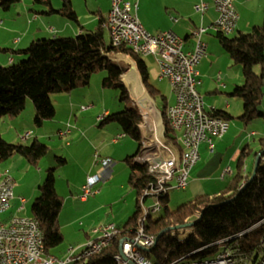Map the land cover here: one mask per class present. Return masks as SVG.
Masks as SVG:
<instances>
[{"label":"trees","instance_id":"1","mask_svg":"<svg viewBox=\"0 0 264 264\" xmlns=\"http://www.w3.org/2000/svg\"><path fill=\"white\" fill-rule=\"evenodd\" d=\"M21 1L0 0V6L8 10ZM62 1L63 7L55 10L51 7L50 0H40L50 6L49 13H58L81 26L78 15L73 10L72 1ZM106 28L108 23L105 25V20L102 19L96 29L86 30L75 37L37 39L27 49L20 51L0 49L25 56L24 60L9 66H0V119L18 116L30 99L36 111L34 122L42 126L56 116L52 95L72 93L75 89L89 86L93 74L98 71L107 72L103 86L118 89L121 92V100L129 103L123 111L108 113L100 118V121L101 125L117 123L122 129L123 136L134 139L138 144L137 152L125 159L130 170L128 183L137 197L136 209L124 225H117L119 234L115 240L102 252L88 258L85 264H117L115 257L120 252L121 241L123 238L133 237L141 216V199L144 198L146 201L151 199L145 197V193L155 181L147 165L134 162L142 147L141 125L144 117L123 82V76L128 72V68L115 64L109 55H128L136 62L148 96L154 101L161 98L164 102L162 122L165 143L176 149L179 154L182 152L177 133L171 129L166 117L169 107L167 97L150 85L148 66L143 56L124 46L114 47L111 37L107 43ZM230 36L221 32L216 33L221 47L230 59L242 67L244 84L237 86L232 95L243 101L244 113L240 119L248 123L264 116L260 111L264 100V22L254 26L248 33L238 32L233 37ZM257 65L261 68L260 73L255 71ZM210 115L226 121L234 118L230 113L216 109L210 111ZM259 143L261 149L254 153L255 160L264 152V137ZM48 150L49 147L38 139L31 145L11 144L0 134V165L15 155H21L36 166ZM249 154L247 148L241 151L232 177L216 193L197 196L175 210H170L168 205L170 192L159 196L162 215L158 218H154V215L147 218L145 224L147 234L157 238L168 229L199 219L200 221L191 226L193 233L188 238L178 237L180 229L167 231L154 248L144 250L143 254L152 264H173L194 252L189 259H211L225 249L241 254L247 263L255 261L260 254V242L264 236V224L258 225L264 220V154L255 178L240 193L254 170L255 161L252 169H246L245 158ZM57 160L59 166L67 163V160L61 157ZM57 169L58 167H53L47 171V177L39 186V194L31 209V216L40 223L45 248L50 255L51 249L59 247L64 242L59 222L64 200L56 189ZM223 240L228 241L219 243Z\"/></svg>","mask_w":264,"mask_h":264},{"label":"rangeland","instance_id":"2","mask_svg":"<svg viewBox=\"0 0 264 264\" xmlns=\"http://www.w3.org/2000/svg\"><path fill=\"white\" fill-rule=\"evenodd\" d=\"M71 1L73 10L76 13L78 11L80 14L79 21L82 20V23L86 22L87 16L96 19V25L85 27L86 30L96 29L101 16L100 12H103L106 18L109 7H112V0ZM50 2L51 6L55 9L63 7L62 0H50ZM87 2L89 6L91 5L92 9L90 10L92 13H89L85 7ZM49 8L50 6L40 2V0H22L8 10L0 6V23L4 22V28L10 24L14 30H23L28 26V16L34 15L35 12L48 11ZM262 12H264V8ZM245 15L248 16L246 13ZM46 18L44 17V19ZM51 18L54 19L56 17L51 16ZM64 19L76 26L78 25L69 19ZM263 22L264 13L260 24H263ZM50 27H47L46 30ZM253 27L245 33L250 32ZM105 30L106 40L109 43L110 33L108 28ZM146 31L148 30L146 29ZM238 31L231 34L230 37H233ZM4 34L5 32L2 30L0 38L3 40ZM51 36L54 35L48 34V38H52ZM17 37L16 35L10 39L13 42L14 38ZM215 41L214 48L216 45V50H218V55L214 54L217 56L216 59H213V53L209 50L207 59H204L197 67L202 74L204 82L199 87V91L205 98L207 108H212L213 105L216 106L218 102L219 104H227L232 101L233 109L228 112L234 118L228 121L230 125L228 134L231 135L228 145L231 147L228 146L227 150H225L224 146L222 149H217L216 153L209 154L211 156L204 154L201 158L202 162L207 161L202 181L209 192H212L214 189L217 190L226 184L229 177H222L225 171V169H222L230 166L231 170L235 171L238 158L244 148H247V151L250 153L245 158L246 167H248V170L252 169L255 161L254 153L261 149L259 140L264 137V116L255 118L248 123L240 119L244 113L243 101L232 94L236 86L244 84L242 67L241 65L234 64L229 55L221 47L219 40ZM2 52L4 51H0V57L6 56ZM9 53L13 52L9 51ZM111 57L110 59L116 64L114 55ZM117 57L122 56L119 55ZM143 58L148 66L150 85L158 89L163 96L167 97L169 105H173L175 99H173L174 95L172 96V89L166 79H160V71L156 58L154 56H143ZM212 59L214 60V65L211 67ZM118 65L128 68V72L123 76L125 84L126 75L132 72V66L127 62H120ZM219 71H223L230 79L222 77V79L218 80ZM255 71L260 73V66H255ZM209 72L210 74H208ZM106 76V71H98L93 74L89 86L75 89L72 93L52 95L56 116L54 119L45 122L42 126H38L34 122L36 111L30 99L27 100L26 107L21 114L12 118L0 119V134L7 142L11 144L31 145L35 139H38L42 144L49 147L48 153L40 159L36 166L30 164L21 155H15L0 165V171L9 170L10 175L15 179L18 186L15 189V199L12 201L11 209L2 215V219H6L12 213L18 212V209L22 206L20 198H25L28 201L25 204V209L20 214L31 216L32 204L39 194V186L47 177V171L53 167H58L56 171V189L64 200V206L59 218L60 232L64 237V242L59 247L51 249L50 253L61 258L68 256L69 249L88 243L89 240H87L86 235L90 234L93 236L92 232L95 229L108 224L124 225L136 209L137 197L135 191L132 190L128 183L130 170L125 159L134 154L138 144L130 137L119 138L120 142L117 145L111 143L113 138L121 134L122 129L115 122L101 125L100 121V118L104 116L106 111L113 114L121 112L129 106V103L128 101L121 100V92L118 89L105 88L103 86V79ZM207 80L209 81L207 82ZM224 84L228 85V88L223 86ZM146 96L151 99L148 94ZM70 98L74 99V101H69ZM132 99L133 101L135 100L133 97ZM154 102L158 111L157 117L160 119L162 118L164 102L161 98H157ZM82 107L86 109L83 110ZM260 111L264 114V100ZM67 130L77 132L78 135H70L68 139L59 137V131ZM161 132L163 133V131ZM28 133L30 134L29 140H23ZM101 138L108 145L105 143L107 146L104 148V152H95H98L100 158L109 157L112 163L115 164L113 166V177L99 182L94 190L100 193L103 191L102 195H92L90 197V204H84L79 199L82 185L86 183L89 176L96 175L102 167V165H96L95 154H90V142L93 139L99 140ZM68 141L71 146L67 145ZM202 146H205V144ZM58 157L66 159L67 163L59 166ZM33 188H36L38 192L35 197H32L30 193ZM25 190L30 191L27 194L24 193L26 192ZM191 193L192 191L189 188L171 190L168 201L170 210H175L178 206L191 200L194 197ZM155 203L156 200L153 198L145 202L147 207H152ZM161 215L162 213L159 212L154 214L153 217L158 218ZM192 233L191 227L182 228L179 230L178 237L186 239Z\"/></svg>","mask_w":264,"mask_h":264},{"label":"built area","instance_id":"3","mask_svg":"<svg viewBox=\"0 0 264 264\" xmlns=\"http://www.w3.org/2000/svg\"><path fill=\"white\" fill-rule=\"evenodd\" d=\"M218 12V18L213 25L216 32L231 35L236 31L239 14L236 0H212ZM135 9V11L133 10ZM138 4L125 0H112V7L108 14V29L111 43L114 47H127L141 56H154L160 71V79H166L175 97L173 105L167 109L168 121L172 130L177 133L182 152L167 145L164 138H157V131L152 130L149 137V148H142L135 157L150 158L153 162L154 183L149 187L145 197L158 199L174 189H186L189 185L191 170L200 160V147L207 144L213 152L215 140L223 138L229 131V122L219 117H212L206 107L205 98L199 91L202 85L198 65L207 56L208 46L202 40L205 33L203 27L193 33L194 45L185 51V39L173 31H160L152 34L138 26L133 20V13H137ZM208 4L201 0L196 10L204 14ZM176 21V20H175ZM82 109H86L82 107ZM153 129V128H152ZM71 130L61 131V137H67ZM29 133L23 139H28ZM121 135L116 138H123ZM96 164L103 166L106 173L110 169L111 159H100L95 155ZM5 181L0 183V264H73V258H81V264L111 244L112 236L117 235V225L108 224L96 230L98 236L77 248H71L67 257L50 258L44 242L39 221H31L26 215L20 214L25 208L26 200L20 198L22 206L17 213L2 219V215L10 211L15 199V179L9 170L4 171ZM232 174L231 168H226L222 177ZM102 173L89 176L82 185L79 199L89 200L97 191L95 186L105 179ZM146 200L141 199V216L138 221L157 214L155 205L147 207ZM154 236H147L145 231L137 233V241L123 238V250L118 256L124 264H150L151 261L143 254L149 250V243ZM223 240L219 243H224ZM218 244V243H217ZM226 252H236L225 249L216 257L206 260H194L184 263V257L176 262L183 264H264V236L260 242V254L253 261L247 263L241 254L236 252V259H226ZM250 262V261H249Z\"/></svg>","mask_w":264,"mask_h":264},{"label":"crops","instance_id":"4","mask_svg":"<svg viewBox=\"0 0 264 264\" xmlns=\"http://www.w3.org/2000/svg\"><path fill=\"white\" fill-rule=\"evenodd\" d=\"M125 1H128V2L132 3L133 5L138 4V9H137L138 18L141 21V23L143 24L144 28L147 29L148 31H150L151 33L156 34L160 31H169L170 30V31H173L178 36L185 39V46H184L185 51L191 50L193 48L194 39L192 36H193L194 31L200 27H203L206 31L202 37V40L208 46L207 56L204 59H207L208 54H209V50H211V52L213 53V56H214L213 59L214 58L216 59L217 56H215L214 54L216 53L218 55V50H216V45L214 48V44L216 42L215 40H219V39L216 37L217 32L212 27L218 18V12H217L212 0H202L208 4V9L206 10V12L204 14H202L201 12L196 10V6L201 2V0H125ZM235 6H236L237 12L239 14V22H238L236 31L239 30L238 32H247L249 29L252 28V26L261 25L260 21L262 19V15L264 13V12H262V9L264 8V0H236ZM85 7H86L87 11H89V13H92L90 10V9H92L91 5L89 6L88 2L86 3ZM53 9H55V8H53ZM60 9L61 8H58L55 10H60ZM110 10H111V7H109V10L107 11L106 18L104 17V13L100 12L101 13L100 20L104 19L105 25L107 24L108 14H109ZM133 10L135 11V9H133ZM39 13H41L43 15H40ZM86 13L89 14L88 12H86ZM245 13L248 14V16L245 15ZM77 15H78V19H79L80 14L78 11H77ZM51 16H55L56 18L53 19V18H51ZM44 17H47V18L44 19ZM247 17H250V18L247 19ZM64 18L65 17H63L62 15H60L58 13H49V10L48 11L43 10L42 12H35L34 15L28 16V22H27L28 26L26 27V29L19 30V31L14 30L10 24L6 25L5 26L6 28H4L3 27V25H5L4 22H1L0 23V25H1L0 26V34L2 33V30L5 32V34H4V40L0 38V49H11L12 51L25 50L30 46V44L33 41H35L37 39L48 38V34L54 35V36H51L52 38H54V37H75V36L85 32L86 31L85 27H91V26L96 25V23H97V21L94 17L87 16L86 22L82 23V20H81V21H79L81 26H79V25L76 26L75 24H72L71 22L65 21ZM100 20H99V22H100ZM49 26H51V27L48 30H46V28ZM236 31H235V33H236ZM16 35L18 37L14 38V40L12 42V40L10 38H12ZM2 53H5V55H6L4 57H0V65H2V66H9V65L16 63V62L25 58V56L21 55V54L9 53V50L4 51ZM117 56H119V55H115L114 57H117ZM120 56H122L123 58H130L131 60H133L131 58V56H128V55L120 54ZM108 57L112 58L111 55H109ZM204 59L202 61H204ZM213 59H212L211 67L214 65ZM121 62L126 63L124 60H122ZM116 64H120V62H118V63L116 62ZM136 70L140 76L139 80L141 82L142 89L136 87V85H137L136 80H131L130 84H127L125 82V85L127 86L128 90L130 92V96H132L135 99L134 101L139 105V107H140V104L142 103L141 106L144 108V110H146V113L148 115L147 121H148L149 127L153 128L152 130L157 131L158 133H161V131H163L162 118L158 119V117H157L158 111H157V107L155 105L154 100L149 99L146 96L147 91H146L145 86L143 84V81H142L140 72L138 70L137 64H136ZM199 73H200V71H199ZM208 74H210V72ZM218 75H219L218 80L222 79V77H225L228 80L230 79L227 75H225V73L223 71H219ZM200 78L202 80V74L201 73H200ZM208 81L209 80H207V82ZM203 84H204V82L202 80V85ZM223 86L228 88V85L226 86L224 84ZM211 87H212V85H211ZM232 87H235V86H232ZM172 96H173V94H172ZM173 99H175L174 96H173ZM137 100L139 102H137ZM69 101H74V99L70 98ZM231 102L232 101L228 102L227 104H219V102H218V104L216 106L213 105L212 108H207V109L208 110H212V109L223 110L226 112L232 111L233 106H232ZM151 106H154L155 109L151 110L150 109ZM169 106H171V105H169ZM108 113L109 112L106 111L104 115H106ZM229 130H230V128H229ZM87 132H90V131H87ZM60 133H61V131H59V137H61ZM228 133H229V131H228ZM228 133L223 138L215 140V149L213 152H211L208 149L207 144H205V146H202L203 144L201 145V147H200V160L198 161L196 166L191 170L190 177H189V185L187 187L192 191L191 195L192 194L194 195V197L191 200H193L195 197L203 195V194H207V193L213 194V193H216L217 191H219L220 188H218L217 190L214 189V190H212V192H209L208 189L206 190V187L204 186L203 181H202V175H203L204 169L207 166V161L202 162L201 158H202V156H204V154L207 156H211L209 154H212L214 152L216 153L217 149H222L224 146H225V150H227L228 146L231 147L230 145H228V141L231 138L230 137L231 135H229ZM263 133H264V131H263ZM70 135L71 136H73V135L77 136L78 134H77V132L75 133L74 131H71L67 137H61V138L68 139ZM121 135H123L122 131H121V134L119 136H121ZM29 138L30 137H28V139H23V140L28 141ZM116 138H113L111 140V143L116 144V145L119 144L120 141L119 140L115 141ZM124 138H126V137H123V139ZM105 143L106 142L103 138H101L99 140L93 139L92 142H90V144H91L90 145V154L91 155H94V154L99 155L98 152H95V151L104 152V148L108 145V143H106L107 145ZM67 145H70L69 141L67 142ZM137 148H138V145H137ZM70 152H72V151H70ZM136 152H137V149L134 152V154ZM134 154H132V155H134ZM132 155H130V156H132ZM99 157H100V155H99ZM100 159H109V157L100 158ZM96 165H100V164H96ZM114 165H115L114 163L111 164V168L108 169L107 173H106V170H104L103 166L101 167L100 171L97 174L102 173L104 176H106L105 179L102 181H106V180L113 177L112 174L114 171V169H113ZM227 168H231V167L229 166ZM224 169H226V168L224 167L222 170H224ZM246 169H248V167H246ZM233 173H234V171H232L231 175L226 176V177H229V179H230L232 177ZM17 187L18 186L16 185L15 189ZM29 191H26L24 193L28 194ZM102 192L100 193L98 191L95 195L100 196V195H102ZM30 193H31L32 197H35V196H37L38 192L36 191V188H33V190ZM26 202H28V201L26 200ZM81 202H83V201H81ZM90 202H91V199L89 198V200H87L83 203L84 204H90ZM12 214H14V213H12ZM97 229H99V228H97ZM97 229H95L92 232L93 236L90 234L86 235L87 240L94 239L98 236V234L96 233Z\"/></svg>","mask_w":264,"mask_h":264},{"label":"bare ground","instance_id":"5","mask_svg":"<svg viewBox=\"0 0 264 264\" xmlns=\"http://www.w3.org/2000/svg\"><path fill=\"white\" fill-rule=\"evenodd\" d=\"M133 20L134 21H138V26H143V24L141 23V21L138 18L137 13H133ZM114 59H115V61L117 63L121 62L122 60H124L125 62L129 63L132 66V70L133 71L126 75L125 82L127 84H130L131 80H136L137 81L136 87L142 89V85H141V82L139 80L140 76H139V74H138V72L136 70V63L133 60H131L130 58L114 57ZM137 102H139V101L137 100ZM141 104H140V110H141V112L143 114V117H144V121H143V123L141 125V130H142V135H143L142 148H149V137H150V132L152 131V128H150L149 125H148V121H147L148 115L146 113V110H144V108L141 106ZM150 109L154 110L155 108H154V106H151ZM166 117L168 119L167 113H166ZM170 127L172 129V126H170ZM161 134H162V136H161ZM157 138H164V131H163V133L162 132L161 133L157 132ZM134 162L138 163V164L147 165L149 173L154 176L153 162H152V160L150 158L135 157L134 158ZM4 171H8V170L0 171V183L5 181V174H2V173H4ZM147 194H148V190L146 191L145 196H147ZM155 208L157 210V213H159L162 210V205H161V201L159 200V198L156 199ZM26 218L30 219L31 221H38L37 219H35L34 217L29 216V215H26ZM146 221H147V218H144V220H142V221H138V227L134 231L133 237L129 238V241H137V233H142V231L146 232V227H145ZM262 224H264V220L261 223H259L258 225H262ZM118 234H119V230L117 229V235ZM117 235H113L112 236L111 243L115 240ZM147 236H153V235L147 234ZM155 245H156V239H153L149 243V250L154 248ZM122 250H123V239H122L121 244H120V252L119 253H122ZM194 253H192V254H194ZM192 254H189V255L184 257V263H192V261H194V260L189 259V257ZM50 258H57V256L50 255ZM226 259H236V252H226ZM115 261H116L117 264H124L122 259H121V257L118 256V255L115 257ZM73 264H81V258H73ZM150 264H152V262ZM173 264H183V262H175Z\"/></svg>","mask_w":264,"mask_h":264},{"label":"water","instance_id":"6","mask_svg":"<svg viewBox=\"0 0 264 264\" xmlns=\"http://www.w3.org/2000/svg\"><path fill=\"white\" fill-rule=\"evenodd\" d=\"M263 154H264V152H261V153L257 156V158H256V160H255V165H254V170H253L252 176L250 177V179H249V181L247 182V184L243 185V187L241 188L240 193L243 192V191L245 190V188L248 186V184H250V182L255 178V176H256V174H257V169H258V166H259V164H260V162H261V159H262ZM240 193H239V194H240ZM198 221H200V219L197 220V221H195V222H192V223H189V224L183 225V226H177V227H174V228L168 229L167 231H174V230H179V229H182V228L191 227V226H193L194 224H196ZM255 227H256V226H255ZM167 231H164L163 233H161L160 235L157 236V238H156V245L158 244V242H159L161 236H162L163 234H165ZM156 245H155V246H156Z\"/></svg>","mask_w":264,"mask_h":264}]
</instances>
